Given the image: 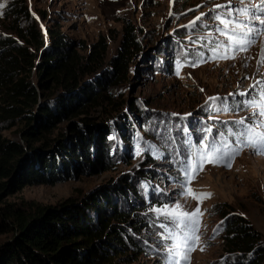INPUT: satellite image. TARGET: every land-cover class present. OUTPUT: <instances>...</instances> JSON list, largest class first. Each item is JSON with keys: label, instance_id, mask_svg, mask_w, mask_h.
I'll list each match as a JSON object with an SVG mask.
<instances>
[{"label": "rangeland", "instance_id": "374dc122", "mask_svg": "<svg viewBox=\"0 0 264 264\" xmlns=\"http://www.w3.org/2000/svg\"><path fill=\"white\" fill-rule=\"evenodd\" d=\"M8 1L19 2L0 0V5H3L0 7V38L10 37L32 50L34 45L19 36L18 30L23 29L26 23L12 18L11 11L7 8ZM23 1L35 18L44 42L48 41L44 26L54 24H57L73 44H84V48L78 47L83 53L89 49L90 44L103 37L106 43L104 59L107 60L116 51L122 36L123 24L128 21L133 26L140 45L128 63L126 79L109 86L106 90L113 101L121 102L120 105L114 108L112 103L104 104L103 107H96L89 113L96 125L104 124L107 128L104 132L106 143L114 147L110 161L105 160L103 166L98 164L94 168L90 165L78 169L76 175L67 179L53 183L25 184L8 193L3 192L1 203L13 202L27 210L36 205H54L68 197L76 200L110 185L122 175L132 180L134 173L141 170L148 173L141 184L147 189L157 185L161 193L159 199L154 198L147 202L146 212L157 218V215L150 211L151 208H159L164 204L172 206L175 202L183 206V211H194L199 207L203 212L198 233L200 240L197 242V250L191 253V264H232L234 261L225 253L221 239L217 236L218 232H215L219 219L212 207L214 203L229 204L236 213L243 215L259 231L264 242V155L244 147L237 142L235 136L227 135L228 128L233 131L243 130V126L234 124V121L248 118L246 119L248 123L250 119H255L251 115L253 109L244 108L242 103L250 97L236 93L247 90L256 80H264L262 75L264 67L259 65V54L264 48V36L258 37L256 43L247 51H232L227 53L229 58L226 59H209L212 56L210 49L217 42L224 40V37L216 32V22L211 17L219 11L215 10V5L226 4L227 0ZM254 2L259 3L260 0ZM201 13L205 15L193 25L191 22L197 16H201ZM176 41L185 46L204 43L207 48L203 49V62L193 67L191 66L193 61L175 59L178 56V49L181 48L175 47ZM158 51L164 52L165 55L162 58L159 56L156 60ZM169 59L173 62L171 68L166 64ZM178 63L181 66L179 75ZM30 77L33 78L32 70ZM230 93L234 95H229ZM258 93L259 89L251 95L257 96ZM209 97L226 98L230 111H215L220 101H216L215 104L209 101L210 107L205 104ZM230 100L236 103L231 105L228 103ZM189 113L191 115H186ZM164 115L171 118L173 124L178 120L195 130H197L195 121L199 125L202 123L209 126L212 133L207 135L205 142L211 141L218 131L223 132L224 137L216 135L217 142L226 139L230 145L228 149L230 152L240 149L231 161V168L225 167L223 163L220 165L205 163L203 170L187 185L194 193H211L210 198L198 201L192 196L184 197L180 194L182 191L180 185L186 178L185 172L183 177L174 174L168 177L172 170L170 160L167 159L168 153L159 149L157 141V138L165 136L160 126L162 119L159 118ZM67 123L68 120L57 122L46 134V140H51L58 133H64ZM5 125L6 122H0V135L17 140L19 133L16 125L11 127ZM116 125L125 127L122 136H119L120 131ZM187 132L186 128L182 130V133ZM173 133L176 135L175 130ZM194 135L197 136V132ZM190 138L188 134L184 141H190ZM198 141L200 139L194 142V149L200 148ZM39 144L34 142L31 146L36 148ZM123 149L126 150V154L119 152ZM143 150L145 152H142ZM139 191L141 195L142 192L145 193L140 187ZM155 191L152 193L156 194ZM158 219L159 232L148 230L147 234L146 231L149 248L140 254L138 263L135 260L128 264H163L165 253L162 248L166 241L161 239V234L167 233L159 226L167 221H164L163 217ZM8 238L9 232H0V249ZM200 248H203V251L199 250Z\"/></svg>", "mask_w": 264, "mask_h": 264}, {"label": "trees", "instance_id": "16d2710c", "mask_svg": "<svg viewBox=\"0 0 264 264\" xmlns=\"http://www.w3.org/2000/svg\"><path fill=\"white\" fill-rule=\"evenodd\" d=\"M7 8L14 20L26 23L18 30L19 36L34 46L30 50L10 37L0 38V122H6L5 127L16 125L19 133L17 140L0 135V232H9L0 249V264L137 262L149 248L148 232H159L160 219L146 212V205L160 198V187L156 185V191L142 195L139 191L146 172L136 171L132 180L122 175L100 190L54 205L25 210L13 202L1 203L3 192L25 184L67 179L78 169L110 161L114 147L106 143L107 128L96 125L89 113L104 104L112 103L114 108L120 105L106 90L126 79L128 63L139 50L133 26L124 22L116 51L105 60L103 37L83 53L78 47L84 48V44H73L54 24L44 26L48 39L44 42L23 0L8 1ZM178 46L181 48L175 59L179 61L198 60L196 53L204 54L207 48L204 43L185 46L176 41ZM164 55L158 51L156 60ZM172 63L169 59L166 64L171 68ZM159 118L165 136L157 141L159 149L168 153L172 169L168 177H183L184 161L192 148L181 146L180 141L175 144L174 121L167 115ZM63 120H68L65 132L46 140V134ZM116 128L119 136L126 130L118 125ZM34 142L40 143L38 147L31 146ZM119 152L126 154L124 149ZM212 207L219 219L215 232L225 253L234 259L232 264H264V242L259 231L226 202Z\"/></svg>", "mask_w": 264, "mask_h": 264}, {"label": "snow or ice", "instance_id": "6c2138e0", "mask_svg": "<svg viewBox=\"0 0 264 264\" xmlns=\"http://www.w3.org/2000/svg\"><path fill=\"white\" fill-rule=\"evenodd\" d=\"M0 7H3V5H0ZM215 10L219 11H216V14L211 19L216 22V32L224 37V40L217 42L210 49L212 56L209 59H226L229 58L227 53L232 51H247L256 43L258 37L264 36V0H260L259 3H255L254 0H238V2L236 0H227L226 4L215 5ZM204 15V13H201V16H197L191 23L194 25ZM221 49L225 51H221ZM196 55L198 56V60L191 63L193 67L203 62L204 54L196 53ZM259 56V65L264 67V48H262ZM180 67L178 63L177 75H179ZM237 87H240V85H237ZM257 89H259L258 95L252 96L251 93L256 92ZM229 95L234 94L230 93ZM236 95L250 97L242 103L245 107L253 109L251 115L255 119H250L248 123H246V119L248 118L234 121V124L243 126V130L233 131L231 128H228L227 135L235 136L237 142L243 144L244 147H248L254 152L264 155V130H255L264 129V80H256L248 86L247 90H242L236 93ZM209 101H212L213 104L216 101H220L215 107V111L217 112L230 111L226 98L209 97L205 101V104L209 105ZM209 106L211 107V105ZM203 131L205 136L198 141L200 148L195 149L191 153V161L187 160V158L184 161L185 167L183 170L185 171L186 178L180 185L182 189L180 194L182 196H192L198 201L210 198L211 193H194L187 185L203 170L205 163L214 165L223 163L225 167L231 168L232 159L240 151L237 148L235 151L230 152L228 150L230 145L226 139L217 142L216 135L224 137L225 133L223 132L218 131L216 135H213L211 141L204 142L207 135L212 133V129L206 127ZM182 208L183 206L179 202H175L172 206L164 204L159 208L154 207L150 209V211L157 215V218L163 217V220L167 221V223L160 225L167 233V235L161 234V239L166 241L162 248V251L165 253L163 264H191V253L197 250V242L200 240L198 234L200 216L203 215V212L199 207L194 211H183ZM199 250L203 251V248Z\"/></svg>", "mask_w": 264, "mask_h": 264}]
</instances>
